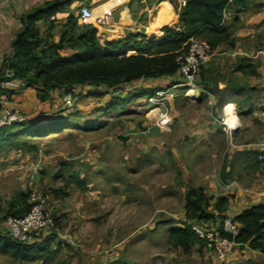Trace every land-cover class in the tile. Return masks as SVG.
I'll return each instance as SVG.
<instances>
[{
  "label": "rangeland",
  "instance_id": "1",
  "mask_svg": "<svg viewBox=\"0 0 264 264\" xmlns=\"http://www.w3.org/2000/svg\"><path fill=\"white\" fill-rule=\"evenodd\" d=\"M71 10L79 14V5ZM226 12L230 18L225 25L235 46L224 42L217 52L228 51L211 56L225 59V72L216 78L230 76L234 61L230 51L235 48L248 53L242 55L254 61H246L249 74L264 83V0H250L241 11L230 7ZM56 19L53 26L49 20L42 22L43 40L60 34L65 21ZM98 35L101 42L117 38L104 36L101 27ZM161 83H143L137 88L139 95L129 90L120 103L111 95H90L93 88H83L64 117L70 119L69 127L50 125L37 136L18 138L27 144L0 145V197L7 200L23 190H38L57 217L56 227L49 230L56 238L48 257L23 260L0 250V264H264L262 252L245 253L244 245L236 247L235 259L232 255L220 262L206 241L191 236L188 226L195 221L185 216L186 191L193 185H203L213 203L227 194L231 201L227 210L230 205L236 210L264 201V168L257 159L261 144L236 143L241 137L233 138L224 122L225 105L220 103L224 92L214 86L212 93L188 95L186 86L171 88L174 95L164 102L172 122L160 127L149 118L153 115L149 95L170 85ZM36 93L33 99H41L43 92ZM63 95L50 101L49 115L43 106L37 108V100L28 104L31 107H10L35 124H49L66 109ZM226 111L229 116L232 110ZM195 123L201 127L194 128ZM6 220L0 213V233L7 231ZM221 220L199 223L208 226Z\"/></svg>",
  "mask_w": 264,
  "mask_h": 264
},
{
  "label": "trees",
  "instance_id": "2",
  "mask_svg": "<svg viewBox=\"0 0 264 264\" xmlns=\"http://www.w3.org/2000/svg\"><path fill=\"white\" fill-rule=\"evenodd\" d=\"M75 1L49 0L23 16V26L12 42L14 51L11 56H4L0 67V100L4 96L11 98L15 92L14 88L5 86L4 81L20 77L25 80L26 86H34L43 92L40 95L42 100L48 99L50 91L56 88H63L65 94H76L72 90L74 85L91 84L95 88L90 95L103 96L111 93V100L120 103L126 101L127 97L125 94L117 95L116 92L122 90L126 83L140 78L176 75L179 69L178 56L188 50L192 36H202V39L211 44L212 49L228 41L234 44L230 38L231 32L225 25V9L230 0H187L179 10L177 22L162 27L164 34L161 38L139 31L115 39L105 38L103 42L98 35V27L84 22L80 9L79 14L71 10ZM171 1L177 5L176 0ZM235 1L244 5L249 3V0ZM66 11L69 15L62 24L59 39L43 40L38 20H49L53 26L56 22L51 19L52 15ZM174 18V13L172 18L164 17L161 11L157 15L160 22L171 24ZM66 47L72 51L63 53L62 50ZM7 69L13 70L14 75H8ZM136 93L135 91L132 95H139ZM65 116L66 114L57 116L49 124L43 125L35 124L30 118L6 124L0 127V145L9 141L27 144V140L21 141L18 138L21 135L37 136L43 128L50 125L58 128L67 124L69 127L70 119L64 118ZM21 126L23 129L19 128ZM29 194L30 191L23 190L18 197L12 199L4 200L0 197V213L6 218L9 215L26 214L32 205ZM229 203L228 195H219L213 203L203 185L190 186L186 191V220L199 222L223 218ZM235 218L240 223L239 233L235 237L237 242L264 253V201L241 209L235 214ZM188 229L191 236L205 241L191 224ZM54 232L47 231L40 240L24 241L12 237L6 231L4 234L0 233V250L3 253L11 252L14 257L23 260L46 258L52 252V243L56 238Z\"/></svg>",
  "mask_w": 264,
  "mask_h": 264
},
{
  "label": "crops",
  "instance_id": "3",
  "mask_svg": "<svg viewBox=\"0 0 264 264\" xmlns=\"http://www.w3.org/2000/svg\"><path fill=\"white\" fill-rule=\"evenodd\" d=\"M49 0H0V67L3 64L4 56H6L10 48L12 46V42L16 36V33L23 26V16L30 11H33L37 6H43ZM94 1L93 7L94 10L97 11L101 9L102 11L99 13L110 12L112 11L113 23L105 27L103 30L104 36L106 37H122L130 32H139L143 31L145 33L154 32L157 38H161L162 27L164 25H173L177 22L179 17V10L185 4L187 0H176L177 5L175 6L171 0H91ZM246 1V0H245ZM250 1V0H249ZM85 0H76L72 5H79L84 3ZM249 4V3H248ZM239 1H231L230 4L225 9V16L227 21V17L230 15L227 14L226 11L231 8H236L237 11L243 10L246 5ZM104 9V10H103ZM161 11V14L166 18H172L173 13L175 14L174 22L168 23L165 21H159L157 19V15ZM230 14V13H229ZM69 15V12H59L56 17H51V19H56L60 21H65ZM230 18V17H229ZM48 21V20H47ZM57 21V19H56ZM42 22H45L44 19H40L37 22L38 28L40 29V34L42 35L45 31L42 29ZM62 26V24H60ZM56 28V27H55ZM55 28L51 31L55 32ZM107 28V29H106ZM61 32V31H60ZM55 35V34H54ZM59 35L54 36V40L59 39ZM219 44L216 48L213 49V55L217 52V48L220 47ZM235 46V44H234ZM231 47V46H230ZM233 48V46H232ZM228 49L223 50L217 53L227 52ZM234 61L231 63L233 66L229 71L230 76L223 75L222 78H216L218 72L224 73L225 71V59L224 58H216L211 57L208 62L203 66V70L201 71L197 83L194 87L188 88L186 86V94H190L192 91L196 94H203L204 92L213 91L211 86H214L215 89L221 90L224 92V96L220 99V103L225 105V111L228 107L231 108L233 112V120L236 122L235 126H231L230 135L233 138L241 139L236 140V143L239 144H260L264 142V83L262 81L255 82V78L253 75L249 74V70L245 66L248 61V58L244 57L242 54L245 53L242 49L237 50L233 49L230 51ZM233 60V59H232ZM247 61V62H246ZM253 60H251L252 62ZM248 62V63H251ZM254 62V61H253ZM224 67V69H223ZM219 73V74H220ZM232 76V77H231ZM251 76V77H250ZM181 79L180 76L177 75H169V76H160L155 78H140L134 80L132 82L126 83L122 88V94H127L130 91H137V88H141V84L150 85L151 83L162 82L161 84H168L174 82L176 80ZM24 81V79L20 77H13L6 81H4V85L8 87H12L15 89V92L9 98L8 105L11 107L20 106L22 108L28 107L30 102H36L37 100V108L47 109L45 113L49 115L53 111L50 106V101L53 97H61V94L64 93L63 98L65 96V90L63 88H56L50 91V98L45 101H41V99H33V94L37 98V89L34 86H26L25 84L18 88L16 85L20 82ZM208 83H210L208 85ZM183 86V85H180ZM83 88H95L91 84H77L74 85L72 90L76 92H80ZM25 95L24 101L19 102V96L22 94ZM233 91V94H231ZM83 92V91H82ZM112 95L111 93H106L105 96ZM212 95V94H211ZM104 96V95H103ZM199 95H195L197 98ZM216 96V94H215ZM215 96L213 95L214 99ZM200 99V97H198ZM65 101V98H64ZM263 101V102H260ZM41 103V104H40ZM65 110L58 113L61 116L67 114L70 107L67 106L66 102L64 103ZM44 109H40L44 110ZM1 113V110H0ZM46 115V116H47ZM45 116V118H46ZM235 116V117H234ZM44 118V117H43ZM40 122L41 119L37 118ZM192 126V125H191ZM190 126V127H191ZM194 128L201 127L199 123H195L193 125ZM224 194V193H223ZM227 195V194H226ZM231 202V201H230ZM257 203V202H256ZM254 204L253 202L250 204L243 205L236 210L231 207L226 210L227 214H236L241 209ZM243 252H261L258 249L251 248L248 245H244ZM236 252H233V257L236 258ZM262 254H264L262 252ZM231 255V256H232ZM230 256V257H231ZM186 264H196L194 261H186Z\"/></svg>",
  "mask_w": 264,
  "mask_h": 264
},
{
  "label": "built area",
  "instance_id": "4",
  "mask_svg": "<svg viewBox=\"0 0 264 264\" xmlns=\"http://www.w3.org/2000/svg\"><path fill=\"white\" fill-rule=\"evenodd\" d=\"M79 9L84 22L101 27L102 31L113 23L112 11L96 15L93 5L85 2L80 4ZM52 17L54 18L56 15H52ZM13 51L14 47L12 45L7 56H11ZM212 54L213 49L207 40L197 36L190 38L188 50L178 56L179 69L177 74L181 79L172 82L169 86L157 88L149 95V101H151L152 105L150 112L154 109L157 110L149 118L153 119L157 125L166 127L172 122V115L166 107V102H164L166 98L174 95V91L170 89L177 86L180 87V85L188 88L194 87L199 78L201 68L208 62ZM7 74L13 76L14 72L11 69H7ZM24 84V81H20L16 86L20 88ZM64 98L67 106L71 107L74 104L76 94L67 92ZM8 100L7 96L0 100L2 103L0 127L25 120V116L21 111L11 108L7 104ZM161 103L162 105H160ZM224 122L231 127L226 118ZM260 144L261 148L257 154V159L264 168V142ZM29 200L32 205L26 214L22 216L9 215L7 217V232L19 240H40L47 231L56 227L55 217L48 209V199L44 193L38 190H31ZM192 228L206 241L208 247L216 251L220 262L226 261L233 254L236 247L240 245L235 238L239 233L240 223L232 213L225 215L219 223H210L208 226L195 221Z\"/></svg>",
  "mask_w": 264,
  "mask_h": 264
},
{
  "label": "bare ground",
  "instance_id": "5",
  "mask_svg": "<svg viewBox=\"0 0 264 264\" xmlns=\"http://www.w3.org/2000/svg\"><path fill=\"white\" fill-rule=\"evenodd\" d=\"M95 11V10H94ZM95 13H96V15H102V14H104V13H107V12H104V13H98V12H96L95 11ZM107 29V28H106ZM157 110H152V113H155ZM229 113V116L227 115V111H225V118H226V120H227V122L229 123V125H231V126H235L236 125V122L234 123V121H232V120H230L229 118H232L233 117V112L232 111H229L228 112ZM235 117V116H234ZM233 119V118H232Z\"/></svg>",
  "mask_w": 264,
  "mask_h": 264
}]
</instances>
